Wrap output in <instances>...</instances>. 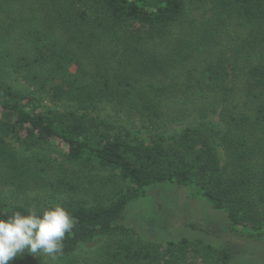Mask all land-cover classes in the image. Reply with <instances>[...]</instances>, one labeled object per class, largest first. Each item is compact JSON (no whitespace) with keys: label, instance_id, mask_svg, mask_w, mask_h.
<instances>
[{"label":"trees","instance_id":"trees-1","mask_svg":"<svg viewBox=\"0 0 264 264\" xmlns=\"http://www.w3.org/2000/svg\"><path fill=\"white\" fill-rule=\"evenodd\" d=\"M101 104L146 122L148 139L104 119ZM155 185L186 187L226 212L227 234L264 241V0H0V187L66 196L75 227L63 264L96 236L107 240L82 264L241 253L143 240L122 217ZM28 207L0 199V219Z\"/></svg>","mask_w":264,"mask_h":264},{"label":"rangeland","instance_id":"rangeland-1","mask_svg":"<svg viewBox=\"0 0 264 264\" xmlns=\"http://www.w3.org/2000/svg\"><path fill=\"white\" fill-rule=\"evenodd\" d=\"M200 12L202 10H198L195 14L197 15ZM13 86L22 91L29 89L28 85L20 79L14 80ZM41 101L47 106H51V102L47 99H42ZM96 111L107 121L125 127L131 136L144 141L148 139L150 130L146 122L141 121L137 117L124 116L104 104L99 105ZM210 120L215 125L220 126L216 115H211ZM14 147H18V145L15 144ZM28 153L26 152L25 154ZM49 153L53 157L56 156L54 152L49 151ZM219 157L222 163L223 154L221 152H219ZM127 184L131 186L130 182H127ZM151 189L158 194L154 197L146 196L133 199L129 202L122 217V223L133 227L143 240L163 243L168 240H178L182 237L189 239L200 238L216 247L229 242L241 249V253L234 256L229 264H264V241L249 242L227 234L225 211L211 208L210 204L202 197H191L186 187L155 185ZM83 195L85 194L78 193L77 198ZM65 198L64 194L52 191L17 192L8 186L0 187V199L2 201L27 204L29 207L51 206L55 203L62 204ZM188 222L196 223L197 227H211V231L210 233H205L200 229H192L187 226ZM106 240L107 238L104 236H96L91 241L80 244L76 252L79 260L78 264H82L84 259L89 258L90 260L92 255L96 254L97 249ZM63 263L59 258L55 262V264ZM9 264H49V258L43 255L34 257L24 253L23 257H17L10 261Z\"/></svg>","mask_w":264,"mask_h":264},{"label":"clouds","instance_id":"clouds-1","mask_svg":"<svg viewBox=\"0 0 264 264\" xmlns=\"http://www.w3.org/2000/svg\"><path fill=\"white\" fill-rule=\"evenodd\" d=\"M75 227L70 211L62 204L38 209L28 207L0 219V264H9L28 253L49 258L55 264L63 252L66 234Z\"/></svg>","mask_w":264,"mask_h":264}]
</instances>
